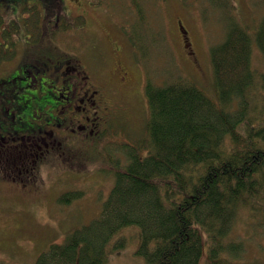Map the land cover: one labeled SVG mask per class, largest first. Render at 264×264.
I'll list each match as a JSON object with an SVG mask.
<instances>
[{"label":"trees","instance_id":"trees-1","mask_svg":"<svg viewBox=\"0 0 264 264\" xmlns=\"http://www.w3.org/2000/svg\"><path fill=\"white\" fill-rule=\"evenodd\" d=\"M143 1L132 0L129 26H154ZM201 1L220 5L225 25L210 47L219 103L187 80H147V153L131 147L99 215L50 243L36 264H103L125 246V236H113L129 225L138 228L142 264H226L241 253L229 239L238 207L264 213V69L251 68L252 37L231 0ZM253 36L264 62V14Z\"/></svg>","mask_w":264,"mask_h":264},{"label":"rangeland","instance_id":"rangeland-1","mask_svg":"<svg viewBox=\"0 0 264 264\" xmlns=\"http://www.w3.org/2000/svg\"><path fill=\"white\" fill-rule=\"evenodd\" d=\"M98 2L103 7L88 14L87 35L75 30L81 23L62 18L64 13H60L57 30L50 22L38 41L32 37L34 28L22 18L25 14L20 13L15 18L20 28L16 52L11 53L10 60L40 58L42 52L38 44L55 60H76L87 68L92 81L103 83L113 119L106 122L104 132L98 137L94 133L85 135L84 129L73 131L74 155L51 157L46 164H39L35 176L29 180L33 183L22 185L0 178V264H36L37 255L50 243L62 242L72 229L99 215L101 203L114 182L113 169L127 160L125 146H132L139 156L148 151V105L144 85L149 78L159 83L186 79L219 103L210 47L223 38L225 31L218 16L220 5L205 7L206 3L201 0H145L144 7L148 10L150 6L155 29L137 26L138 33H146L148 37L140 40L136 47L122 32L125 20L134 17L132 0ZM231 2L235 17L252 37L251 68L258 74L264 69V62L253 35L264 14V0ZM21 4L11 3L14 7ZM68 4L72 7L69 1L65 2ZM201 5L207 11L205 21L201 17ZM53 16L54 11L47 9L46 23L52 21ZM27 20L32 21V18ZM178 20L187 30L185 46ZM98 29L109 31L121 45L118 56L123 71L118 75L108 73L107 66L112 61L106 58V63L103 62L106 54L99 53L101 44L95 36H90L91 33L97 34V38L101 36ZM133 30L134 26L126 28L130 33ZM143 41L144 47L140 49ZM65 191L75 194V197L68 194L69 202L59 200ZM137 231L135 225L122 227L113 239L125 236L127 243L111 251L103 264H142L144 258L136 252ZM229 239L240 242L242 250L226 264H264V213L252 214L247 205H240Z\"/></svg>","mask_w":264,"mask_h":264},{"label":"flooded vegetation","instance_id":"flooded-vegetation-1","mask_svg":"<svg viewBox=\"0 0 264 264\" xmlns=\"http://www.w3.org/2000/svg\"><path fill=\"white\" fill-rule=\"evenodd\" d=\"M67 1L72 7L65 5ZM12 2L22 4L14 7ZM102 7L98 0H0V30H8L13 23L20 26L15 20L20 13L34 27L50 26V22L58 26L59 14L64 13L62 18L81 23L75 28L78 34L87 35L88 14ZM47 9L54 11V21L49 18L52 21L43 23L47 21ZM36 30L32 36L39 41L42 29ZM98 31V38L95 33L90 36L101 44L99 53L106 54L103 62L106 58L112 61L108 73L118 75L123 71L118 56L121 45L109 31ZM1 38L0 44L7 45V38ZM37 47L42 52L40 58L0 61V174L22 185L27 184L33 169L37 171L38 165L46 164L51 157L74 155L73 131L84 129L85 135L94 133L98 137L106 122L113 119L103 84L90 80L81 63L55 60L43 52V45Z\"/></svg>","mask_w":264,"mask_h":264},{"label":"water","instance_id":"water-1","mask_svg":"<svg viewBox=\"0 0 264 264\" xmlns=\"http://www.w3.org/2000/svg\"><path fill=\"white\" fill-rule=\"evenodd\" d=\"M180 26H182V25L180 24ZM181 30H182L183 33H185V31H184V29H182V27H181Z\"/></svg>","mask_w":264,"mask_h":264}]
</instances>
